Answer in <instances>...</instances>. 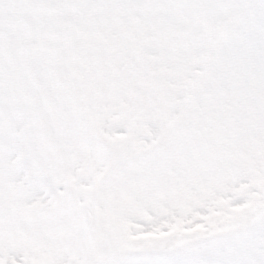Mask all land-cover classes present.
Listing matches in <instances>:
<instances>
[{"label":"snow or ice","instance_id":"snow-or-ice-1","mask_svg":"<svg viewBox=\"0 0 264 264\" xmlns=\"http://www.w3.org/2000/svg\"><path fill=\"white\" fill-rule=\"evenodd\" d=\"M0 264H264V0H0Z\"/></svg>","mask_w":264,"mask_h":264}]
</instances>
